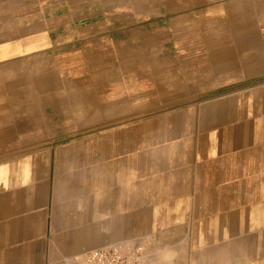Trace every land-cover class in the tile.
<instances>
[{
	"label": "crops",
	"instance_id": "obj_1",
	"mask_svg": "<svg viewBox=\"0 0 264 264\" xmlns=\"http://www.w3.org/2000/svg\"><path fill=\"white\" fill-rule=\"evenodd\" d=\"M264 0H0V264H264Z\"/></svg>",
	"mask_w": 264,
	"mask_h": 264
},
{
	"label": "built area",
	"instance_id": "obj_2",
	"mask_svg": "<svg viewBox=\"0 0 264 264\" xmlns=\"http://www.w3.org/2000/svg\"><path fill=\"white\" fill-rule=\"evenodd\" d=\"M264 46V27L261 30ZM79 264H157L142 245L106 246L85 253Z\"/></svg>",
	"mask_w": 264,
	"mask_h": 264
}]
</instances>
